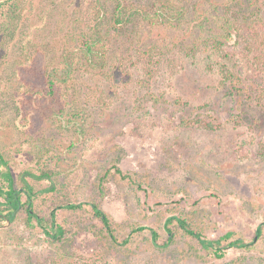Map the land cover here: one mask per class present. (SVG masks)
Returning <instances> with one entry per match:
<instances>
[{"label": "rangeland", "instance_id": "obj_1", "mask_svg": "<svg viewBox=\"0 0 264 264\" xmlns=\"http://www.w3.org/2000/svg\"><path fill=\"white\" fill-rule=\"evenodd\" d=\"M16 2L5 17L0 11V151L19 185L50 167L52 182L76 202L100 201L118 241L64 210L72 230L54 243L31 231L22 212L0 223V264H264L260 239L255 250L228 248L215 258L182 232L160 247L149 230L132 232L150 226L165 242L164 223L178 215L209 238L233 231L254 239L264 224V104L261 124L250 111H231L219 66L183 60L176 50L135 55L107 80L105 68L114 64L104 65L101 43L83 54L71 42L76 26L95 23L87 16L91 0H69V13L80 10L81 18L60 27L51 17L55 0ZM259 53L238 48L230 60L211 62L227 61L250 83Z\"/></svg>", "mask_w": 264, "mask_h": 264}, {"label": "trees", "instance_id": "obj_2", "mask_svg": "<svg viewBox=\"0 0 264 264\" xmlns=\"http://www.w3.org/2000/svg\"><path fill=\"white\" fill-rule=\"evenodd\" d=\"M16 1L7 0L0 5L3 17L8 9L16 7ZM68 1L55 0L53 4L51 17H54V24L57 23L59 27L71 18L75 24L81 18L80 10L79 13L76 10L69 13L66 8ZM89 8L91 12L89 14L87 11V16L94 18L96 24L91 23L86 29L76 26L77 38L71 42L83 54L93 53V49L101 43L104 65L107 66L108 60L114 64L113 67L110 65V70L105 68L107 80H111L112 72L125 68L135 55L153 59L158 54L165 58V55L176 50L183 60L195 63L202 58L206 60L207 68L214 64L219 66L221 96H224V101L232 99L230 110H237L240 116L250 111L256 123H263L260 118L257 119V112L264 104L261 103L264 100V89L259 88L256 82L259 79L264 82V0H91ZM56 17L61 19L55 20ZM11 27L9 21L7 31ZM238 48L247 52H260L258 56L254 55L258 63L254 68L253 82L247 83L239 71L235 72L229 67L227 61L211 62L215 58L230 60ZM72 65L75 64L68 62L67 67L70 69ZM38 172L28 173L34 177V182L25 179L19 185L10 161L0 151V223L13 222L23 212L31 231L41 233L54 243H60L72 230L67 218L61 216L65 210L82 218L83 222L92 221L89 223L92 232H106L114 242L118 241L116 223L101 207L100 201L76 202L70 192L52 182L55 174L53 169L47 167ZM117 172L123 175L120 168H117ZM41 180H51V184L44 188L38 187ZM164 227L168 238L162 243L159 231L153 227L139 226L132 232L149 230L156 247L168 246L182 232L195 240L194 247L198 253L215 258H223L228 248L255 250L259 239L264 246V224L258 226L252 240L236 236L233 231L217 238L206 237L187 219L178 215L167 217ZM128 240L129 237L123 242Z\"/></svg>", "mask_w": 264, "mask_h": 264}, {"label": "water", "instance_id": "obj_3", "mask_svg": "<svg viewBox=\"0 0 264 264\" xmlns=\"http://www.w3.org/2000/svg\"><path fill=\"white\" fill-rule=\"evenodd\" d=\"M10 221H8V223H9ZM1 227V226H0Z\"/></svg>", "mask_w": 264, "mask_h": 264}]
</instances>
